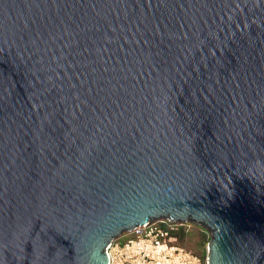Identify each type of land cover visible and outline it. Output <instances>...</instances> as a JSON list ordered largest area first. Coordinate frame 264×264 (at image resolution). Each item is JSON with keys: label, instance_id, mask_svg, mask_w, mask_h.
<instances>
[{"label": "water", "instance_id": "water-1", "mask_svg": "<svg viewBox=\"0 0 264 264\" xmlns=\"http://www.w3.org/2000/svg\"><path fill=\"white\" fill-rule=\"evenodd\" d=\"M160 218L264 264V0H0V264Z\"/></svg>", "mask_w": 264, "mask_h": 264}, {"label": "rangeland", "instance_id": "rangeland-1", "mask_svg": "<svg viewBox=\"0 0 264 264\" xmlns=\"http://www.w3.org/2000/svg\"><path fill=\"white\" fill-rule=\"evenodd\" d=\"M162 219L152 221V225ZM177 223V224H176ZM169 236L146 231L122 232L113 239L109 251L115 264H205L210 231L190 221L176 222ZM158 244V245H157Z\"/></svg>", "mask_w": 264, "mask_h": 264}, {"label": "built area", "instance_id": "built-area-1", "mask_svg": "<svg viewBox=\"0 0 264 264\" xmlns=\"http://www.w3.org/2000/svg\"><path fill=\"white\" fill-rule=\"evenodd\" d=\"M160 219H162V220L159 223L152 225L153 224L152 223L153 220H152V221L147 222L143 225L136 226L130 231H136L138 235L145 234L146 231H148V232L155 231L154 233L161 237V236H169L172 233V231L178 229V228H175V225L177 224L176 222H180V221H172L168 218H160ZM160 219H155V221H158ZM180 223H182V222H180ZM112 241L108 244V246L106 248L108 257H109V252H110L109 247H110V244L112 243ZM108 264H115L113 261V256H112V259H110V257H109Z\"/></svg>", "mask_w": 264, "mask_h": 264}, {"label": "bare ground", "instance_id": "bare-ground-1", "mask_svg": "<svg viewBox=\"0 0 264 264\" xmlns=\"http://www.w3.org/2000/svg\"><path fill=\"white\" fill-rule=\"evenodd\" d=\"M109 252V251H108ZM109 257H110V259H112V254L109 252Z\"/></svg>", "mask_w": 264, "mask_h": 264}, {"label": "trees", "instance_id": "trees-1", "mask_svg": "<svg viewBox=\"0 0 264 264\" xmlns=\"http://www.w3.org/2000/svg\"><path fill=\"white\" fill-rule=\"evenodd\" d=\"M172 233H176V232H172Z\"/></svg>", "mask_w": 264, "mask_h": 264}]
</instances>
